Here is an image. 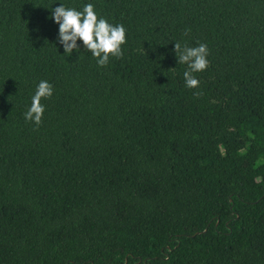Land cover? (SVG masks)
Instances as JSON below:
<instances>
[{"label":"trees","instance_id":"16d2710c","mask_svg":"<svg viewBox=\"0 0 264 264\" xmlns=\"http://www.w3.org/2000/svg\"><path fill=\"white\" fill-rule=\"evenodd\" d=\"M89 3L106 67L52 18ZM0 264H264V0H0Z\"/></svg>","mask_w":264,"mask_h":264},{"label":"clouds","instance_id":"9594fccd","mask_svg":"<svg viewBox=\"0 0 264 264\" xmlns=\"http://www.w3.org/2000/svg\"><path fill=\"white\" fill-rule=\"evenodd\" d=\"M52 18L59 25V42L63 45L64 53L71 54L78 51L77 41H82L84 48L96 58L99 67H106L109 57L122 58V45L126 43V29L122 24H110L106 19L99 18L94 11V5L87 4L82 11L67 8L63 4L52 12ZM187 35V31L184 33ZM174 51L178 63L187 64L188 70L184 72L186 87L197 88L200 81L193 73L202 72L209 66L207 56L208 46L199 43L196 47H183L175 43ZM53 95V86L46 80H41L32 97L30 108L25 112L26 122H33L38 128L42 123L45 106L42 98L48 99Z\"/></svg>","mask_w":264,"mask_h":264}]
</instances>
